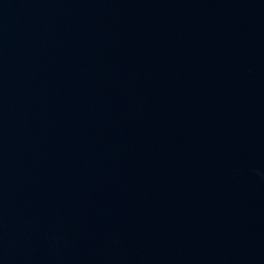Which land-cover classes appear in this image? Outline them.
<instances>
[{"label":"water","instance_id":"obj_1","mask_svg":"<svg viewBox=\"0 0 264 264\" xmlns=\"http://www.w3.org/2000/svg\"><path fill=\"white\" fill-rule=\"evenodd\" d=\"M264 0H0V264H256Z\"/></svg>","mask_w":264,"mask_h":264}]
</instances>
